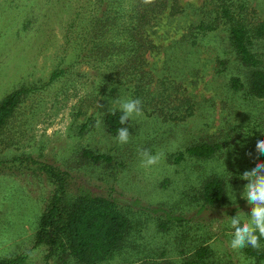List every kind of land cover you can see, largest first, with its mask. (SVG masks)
Returning <instances> with one entry per match:
<instances>
[{
  "label": "rangeland",
  "instance_id": "obj_1",
  "mask_svg": "<svg viewBox=\"0 0 264 264\" xmlns=\"http://www.w3.org/2000/svg\"><path fill=\"white\" fill-rule=\"evenodd\" d=\"M206 1L182 0L185 12L158 27V41L172 45L168 63L162 62L167 52L149 56L155 73L169 74L183 85L194 102L193 115L162 121L143 113L130 119L129 141L120 144L105 132L101 115L118 109L116 101L127 93L100 100V70L86 58L74 60L81 41L78 27L69 41L64 37L76 9H85L90 1L0 0V100L21 83L34 86L0 131V258L29 251L24 264H75L70 256L48 255L45 246H33L42 206L55 188L41 168L49 164L68 173L73 192L110 197L132 208L133 218L142 223L137 242L101 264H180L199 246L209 247L218 264H252L243 250L229 248L228 216L250 211L241 197L246 181L239 174L257 159L264 161L255 151L256 138L264 135V99L244 97L229 87L230 77L243 80L247 69L230 48L225 30L199 35L193 47L175 42ZM245 3L249 19L264 18V0ZM93 7L83 15L90 17ZM79 20L82 27L85 21ZM252 50L264 54V39L256 40ZM61 58L66 71L48 82ZM218 59L225 64L218 65ZM199 142L220 143V148L210 158L170 159ZM83 148L107 153L112 161L87 162L80 156ZM138 148L162 154L161 159L142 167ZM212 177L224 181L225 196L209 205L198 197ZM168 214L182 220L162 230L155 220Z\"/></svg>",
  "mask_w": 264,
  "mask_h": 264
},
{
  "label": "trees",
  "instance_id": "obj_2",
  "mask_svg": "<svg viewBox=\"0 0 264 264\" xmlns=\"http://www.w3.org/2000/svg\"><path fill=\"white\" fill-rule=\"evenodd\" d=\"M83 10L76 9L66 25V41L78 27L81 37L78 51L74 57L77 62L84 61L100 70L96 86L100 85V100L115 97L118 92L141 100L142 112L162 121H183L193 115L194 102L185 93L184 87L169 74L155 73L149 56L167 52L162 62L171 60L172 45H164L156 35L165 19L185 12L182 0H89ZM246 0H207L197 10L195 20L175 42L187 43V47L197 44L199 35L225 30L230 48L238 62L247 69L245 78L231 76L229 87L235 92L242 91L244 97L264 99V54L252 50L256 40L264 39V18L249 19V6ZM88 6H94L90 17L83 15ZM81 8V7H80ZM83 19L85 24L77 26ZM161 21V22H160ZM158 28V29H156ZM81 30V31H80ZM160 34V33H158ZM157 38V41H156ZM186 40H185V39ZM178 44V45H179ZM176 56L174 55L173 58ZM218 65H224L221 59ZM65 59L54 69L49 81L66 70ZM109 71L106 73L105 71ZM34 86L21 83L0 100V131L12 117L15 109ZM115 110V114H113ZM119 109H108L101 115V124L110 136H116L117 129L127 125L119 123ZM130 121V120H129ZM128 121V123H129ZM83 124V128H87ZM220 148V143L199 142L170 156L179 162L187 156L210 158ZM81 158L87 162H111L107 153H96L88 148L80 149ZM48 178L55 183L42 206L33 246H45L48 255L70 256L75 264H101L124 250L127 243H135L142 233V223L133 218L132 208L118 204L114 199L87 192H73L68 187L65 171H55L51 165L41 166ZM225 183L218 177L207 179L199 190V199L205 204L214 205L223 201ZM181 217L168 214L165 220L155 224L162 230L179 223ZM148 221V220H147ZM259 251L251 248L243 254L264 264V239ZM211 249L199 246L191 256L180 264H218ZM29 251L0 258V264H24ZM145 264H149L146 262ZM150 264H171V262Z\"/></svg>",
  "mask_w": 264,
  "mask_h": 264
},
{
  "label": "clouds",
  "instance_id": "obj_3",
  "mask_svg": "<svg viewBox=\"0 0 264 264\" xmlns=\"http://www.w3.org/2000/svg\"><path fill=\"white\" fill-rule=\"evenodd\" d=\"M151 2V0H145ZM121 113L119 123L127 125L130 119L142 116L141 100L139 98L125 97L116 101ZM115 114V110H113ZM264 134V132H261ZM130 133L128 127L117 129L116 137L118 143L126 144ZM255 151L258 155H264V135L257 137ZM138 155L142 167L155 165L161 159L162 154H153L148 149L138 148ZM240 179L246 181L243 185L241 197L250 208L248 214L237 211L235 215L228 216V246L233 251H241L246 248L259 251L261 239H264V161L257 159L250 169H245L239 174ZM233 200L235 197L232 195ZM254 264V260L252 262Z\"/></svg>",
  "mask_w": 264,
  "mask_h": 264
}]
</instances>
